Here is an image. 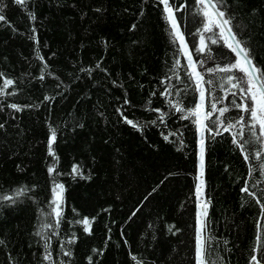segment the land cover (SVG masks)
Wrapping results in <instances>:
<instances>
[{
    "label": "trees",
    "instance_id": "obj_1",
    "mask_svg": "<svg viewBox=\"0 0 264 264\" xmlns=\"http://www.w3.org/2000/svg\"><path fill=\"white\" fill-rule=\"evenodd\" d=\"M169 2L204 77L203 113L212 103L229 109L228 120L212 113L225 122L220 135L198 130L194 116L183 118L200 95L160 0H0V195L14 197L0 200V264H196L201 179L206 264L264 261V149L244 144L240 125L223 130L241 115L249 120L231 103L241 102L232 86L238 81L227 79L244 73H209L235 62V54L219 28L203 31V5ZM225 4L237 40L264 71V0ZM202 36L204 53L197 51ZM5 80L13 83L4 87ZM55 183L64 186L58 227L50 204ZM85 217L88 232L76 223Z\"/></svg>",
    "mask_w": 264,
    "mask_h": 264
},
{
    "label": "snow or ice",
    "instance_id": "obj_2",
    "mask_svg": "<svg viewBox=\"0 0 264 264\" xmlns=\"http://www.w3.org/2000/svg\"><path fill=\"white\" fill-rule=\"evenodd\" d=\"M17 3H26V0H16ZM197 4L203 5L202 14L205 18V23L203 24V31L205 32H212L213 26L219 28V39L223 40L224 45L231 50L232 53L235 54L236 60L232 63H226L222 67L218 66L217 68H208L207 71L209 73H213L217 70L222 72H231L233 70H239L240 72L244 73L243 77L240 76H228V82L231 83L234 79L238 81V83L233 84L234 88H239L241 92V102L237 103L235 100H232L231 103L236 108L240 109L242 112L250 113L249 120L245 119V116L241 115L238 118H235V124L227 123L224 126L223 130L225 132L229 131L231 128H234L236 125L241 126L240 136L244 139V144L252 145L257 142L261 144V148L264 149V71L258 68L250 57V53L246 47L242 46V42L237 40V34L233 32V25H231L232 17L227 14L226 12V4L225 0H196ZM160 3L164 5V11L167 13L165 19L170 23L172 27V34L176 40H178L181 44V52H183L188 59V64L191 69L189 73L190 77L195 81L196 90L199 92L200 95V103L195 104L194 109H187V115L184 116V119H187L189 116L196 117L195 123L198 126V130L203 131L207 129L213 135H220V126L224 125V121L220 120V117H225V120L229 118L225 116V114L229 111L228 108H219L217 109L216 103L211 104L210 111L203 113V103L205 99V88H204V77L195 71V63L192 60V56L190 53L187 52V45L184 43V37L179 31V27L177 25L174 11L173 9L176 7L174 4H170L169 0H160ZM215 17V19H213ZM35 18L34 16L32 17ZM5 19L4 15L2 14V9H0V21ZM227 34V35H225ZM208 40L211 41L212 44H217L219 41L217 39H213V37L209 36ZM201 46L197 49L198 52L204 53L207 45L204 43V37H201L200 41ZM211 59V57H209ZM205 61H199V63L203 64ZM179 64V60L176 61V65ZM99 67V65H97ZM175 67V65H174ZM43 78V77H41ZM13 83L12 80H5L4 87H8ZM207 83L211 84V81H207ZM235 95V93H233ZM47 99V97H46ZM250 101V103L246 102ZM127 103V101H125ZM10 107L19 110L18 106L15 104L10 105ZM176 110L180 112H184L185 109L176 106ZM156 111H159L158 109ZM215 111H219L220 117L216 119H211L212 113ZM163 120V116L160 117ZM209 120L210 123L205 124L204 121ZM250 121V122H249ZM133 127L137 125L131 121H127ZM155 123V121H152ZM2 127V125H0ZM258 127V131H257ZM248 128L251 137L254 139H247L244 138L243 129ZM56 139L55 130H51V136L48 142V150L49 155L54 156L52 145ZM165 140L168 139L167 136L164 137ZM233 143L236 144L237 140L236 137L233 136ZM244 144L239 145L242 149L244 148ZM200 167H201V175L203 174V153H204V139L201 137L200 141ZM262 155V151L258 150L255 153L257 159H259ZM251 153L245 155V160H249ZM54 166H50L48 168L49 174L51 175L54 172ZM256 168L249 169V176L252 175ZM259 170L262 175H264V161L261 162L259 165ZM73 173H79V167L73 165ZM27 191V189H16L15 195H21L23 192ZM63 191L64 186L60 183H55L52 189V200L50 204L55 205L52 208V213L55 214L57 217V227L59 226V218L61 217V209L60 204L63 199ZM242 192H248L247 181L245 182V187L241 189ZM250 195H255L254 193H249ZM203 195V180H200V183L196 185V196L198 201V213H197V221H196V235H195V259L196 264H206V256L208 255L205 251V238L202 236V232L204 229V220L202 217L207 215V203L202 201L200 198ZM14 197L10 195H0V200H13ZM257 203H260V200H257ZM262 207V215H264V204L261 205ZM76 223H82L85 225V232H88L91 227V223L87 217L83 218V220H78ZM44 227H49V225H44ZM171 230V228L169 229ZM40 235V232L36 233ZM261 237L258 235L257 242L259 243ZM2 243V241H0ZM46 251H47V245ZM261 248L264 249V244H261ZM64 255H70V252H64ZM51 253H48L45 256V259H49ZM253 264H264V261L257 262V257H251Z\"/></svg>",
    "mask_w": 264,
    "mask_h": 264
},
{
    "label": "rangeland",
    "instance_id": "obj_3",
    "mask_svg": "<svg viewBox=\"0 0 264 264\" xmlns=\"http://www.w3.org/2000/svg\"><path fill=\"white\" fill-rule=\"evenodd\" d=\"M176 19V18H175ZM176 22H177V25H178V27H179V31H180V33L182 34V30H181V28H180V26H179V24H178V21L176 20ZM184 43H185V41H184ZM186 44V43H185ZM181 45V44H180ZM187 52L189 53V51H188V48H187ZM202 115H203V109H202ZM199 175H201V174H199ZM200 178H199V180L201 179V176H199ZM201 200H202V198H200Z\"/></svg>",
    "mask_w": 264,
    "mask_h": 264
}]
</instances>
